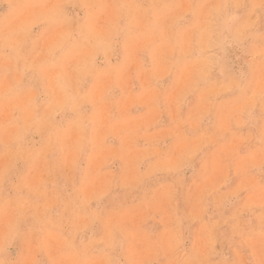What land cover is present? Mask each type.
I'll return each instance as SVG.
<instances>
[{
	"label": "rangeland",
	"instance_id": "1",
	"mask_svg": "<svg viewBox=\"0 0 264 264\" xmlns=\"http://www.w3.org/2000/svg\"><path fill=\"white\" fill-rule=\"evenodd\" d=\"M0 264H264V0H0Z\"/></svg>",
	"mask_w": 264,
	"mask_h": 264
}]
</instances>
